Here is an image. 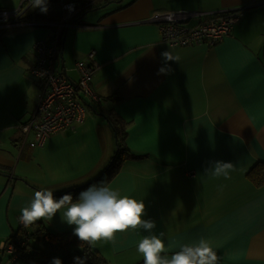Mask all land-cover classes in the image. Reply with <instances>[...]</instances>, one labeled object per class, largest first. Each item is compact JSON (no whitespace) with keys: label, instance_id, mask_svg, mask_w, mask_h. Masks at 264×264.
<instances>
[{"label":"crops","instance_id":"0c3cea01","mask_svg":"<svg viewBox=\"0 0 264 264\" xmlns=\"http://www.w3.org/2000/svg\"><path fill=\"white\" fill-rule=\"evenodd\" d=\"M20 1L0 0V8ZM64 1L75 3L74 13L62 10L59 0H48L47 13L22 5L26 19L62 21L60 30L37 25L0 33V264H29L10 260L5 244L23 227L20 209L36 188L64 192L95 177L94 169L112 155L114 135L105 113L125 122L129 149L108 184L144 200V218L156 221V234L165 233L169 257L203 239L220 264H264V185L255 187L246 177L264 162V0H136L128 6L122 1L85 13L80 21L76 1L96 0ZM234 7H243L241 14L215 45L171 47L155 24L144 21L154 11ZM55 30L62 31L57 69L71 81L77 74L70 63L94 50L92 86L102 101L86 103V117L74 132L57 131L31 147L22 144L20 125L34 113L42 91L32 74L33 44ZM164 51L179 59L165 65ZM162 66H170L168 74H158ZM35 139L32 131L26 135ZM214 161L232 162L229 178L209 170ZM40 222L52 232L74 227L60 213ZM138 231L117 233L115 243L100 241L93 248L108 264H144L137 247L148 233Z\"/></svg>","mask_w":264,"mask_h":264},{"label":"built area","instance_id":"2783aa9c","mask_svg":"<svg viewBox=\"0 0 264 264\" xmlns=\"http://www.w3.org/2000/svg\"><path fill=\"white\" fill-rule=\"evenodd\" d=\"M59 3L60 8L67 14L74 13V2L59 0ZM25 4L31 5V0H21L14 8H0V33L17 26L58 25L59 30L64 26L62 21L57 24L26 19L22 7ZM242 9L243 7L220 8L213 11L189 9L154 11L144 21L155 24L161 40L171 47L203 41L208 45H215L230 34ZM58 42L59 35L56 34L50 39L38 40L33 44L35 60L32 74L40 82L42 91L34 113L20 125L25 135L22 144L27 142L31 147L42 146L46 139L57 131L74 132L77 125L86 117L88 112L86 103L96 104L102 101V97L92 86V77L98 68L94 50L89 51L86 60L74 63L73 69L77 74V80L71 81L65 73L57 69ZM31 131L35 133V141L26 140V135ZM25 237L26 234L23 235V239ZM21 245L23 240L6 242L5 251L10 253V260L19 259L17 246Z\"/></svg>","mask_w":264,"mask_h":264},{"label":"clouds","instance_id":"9594fccd","mask_svg":"<svg viewBox=\"0 0 264 264\" xmlns=\"http://www.w3.org/2000/svg\"><path fill=\"white\" fill-rule=\"evenodd\" d=\"M31 7L47 13L48 0H31ZM161 57L165 65L168 61L179 59L170 51L162 52ZM170 70V66H162L158 74H168ZM209 170L227 179L230 170L234 169L232 162L214 161ZM20 213L18 219L25 228L33 227L40 221L49 223L60 213L63 222L74 226L73 234L90 247L100 241L115 243L117 233L134 230L139 234L138 230H143L148 235L140 238L137 251L143 255L144 264H220L221 260L211 243L203 239L183 246L169 257L163 240L165 233L160 231L156 234V221L144 218L147 215L144 200L121 195L103 180L82 189L75 198L71 192L55 196L49 189L35 191L31 201L21 207ZM76 259L79 261L80 258ZM51 264H62V261L53 258Z\"/></svg>","mask_w":264,"mask_h":264},{"label":"trees","instance_id":"16d2710c","mask_svg":"<svg viewBox=\"0 0 264 264\" xmlns=\"http://www.w3.org/2000/svg\"><path fill=\"white\" fill-rule=\"evenodd\" d=\"M122 1H125V6H128L136 0H96L94 2L76 1V8L78 9L81 6L82 8H80L75 14V17L80 21L82 15L85 13L87 14L88 12L98 10L102 6L111 3H120ZM76 18L73 20H76ZM61 34L59 35V40L61 39ZM261 54L264 59V45ZM91 109L95 111L94 108ZM104 116H106L114 135V151L112 155L101 164V169H94L97 173L95 177L90 178L89 180L80 181L79 184L75 183L73 184V187L71 185V188H68L64 192L56 193L54 194L55 196H60L65 192H71L75 198L76 194L91 184L98 183L102 180L109 183L127 161L129 157V149H127L125 144L127 137L125 122L114 114L105 113ZM246 177L255 187L263 186L264 162H258L253 165V167L247 172ZM36 190L38 191L42 189L36 188ZM24 234H26L25 239H23ZM8 240L14 242L23 240V245L17 246V253L19 255V259L17 260H24L29 264H51L53 258H59L62 261V264H108L98 250L90 247L85 242H81L73 234V230L52 232L41 222L37 223L36 227L29 231L26 230L25 227H22L19 231L10 235L7 238V241ZM76 258H80L79 261H77Z\"/></svg>","mask_w":264,"mask_h":264},{"label":"rangeland","instance_id":"374dc122","mask_svg":"<svg viewBox=\"0 0 264 264\" xmlns=\"http://www.w3.org/2000/svg\"><path fill=\"white\" fill-rule=\"evenodd\" d=\"M56 34L60 35V34H61V31H52V32H51V35H50L49 37H47L46 40H47V39H50V38H52V37H54ZM70 66H71V67L73 66V68H74L73 62L70 63ZM74 72H75V71H74ZM75 74H76V72H75ZM100 169H101V168H100ZM71 185H72V187H73V184H71ZM71 185H70L68 188H71ZM64 186H67V184L64 183Z\"/></svg>","mask_w":264,"mask_h":264}]
</instances>
